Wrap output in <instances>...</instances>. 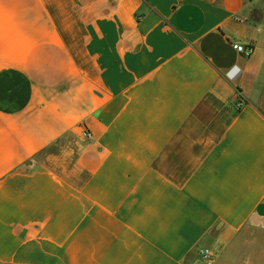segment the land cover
I'll return each instance as SVG.
<instances>
[{
	"label": "crops",
	"instance_id": "0c3cea01",
	"mask_svg": "<svg viewBox=\"0 0 264 264\" xmlns=\"http://www.w3.org/2000/svg\"><path fill=\"white\" fill-rule=\"evenodd\" d=\"M204 251L264 264V0H0V264Z\"/></svg>",
	"mask_w": 264,
	"mask_h": 264
},
{
	"label": "built area",
	"instance_id": "2783aa9c",
	"mask_svg": "<svg viewBox=\"0 0 264 264\" xmlns=\"http://www.w3.org/2000/svg\"><path fill=\"white\" fill-rule=\"evenodd\" d=\"M234 47L241 55H243L245 57H250L253 53V48L250 46L234 45ZM243 104H244L243 101L240 100L239 105H238L239 109L242 108ZM85 136H88V134H85ZM200 254L205 259H207L208 264H212L209 251H204V252H201Z\"/></svg>",
	"mask_w": 264,
	"mask_h": 264
},
{
	"label": "rangeland",
	"instance_id": "374dc122",
	"mask_svg": "<svg viewBox=\"0 0 264 264\" xmlns=\"http://www.w3.org/2000/svg\"><path fill=\"white\" fill-rule=\"evenodd\" d=\"M50 152H52V150Z\"/></svg>",
	"mask_w": 264,
	"mask_h": 264
}]
</instances>
